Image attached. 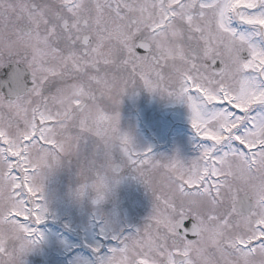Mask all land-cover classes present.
Instances as JSON below:
<instances>
[{
    "label": "snow or ice",
    "instance_id": "obj_1",
    "mask_svg": "<svg viewBox=\"0 0 264 264\" xmlns=\"http://www.w3.org/2000/svg\"><path fill=\"white\" fill-rule=\"evenodd\" d=\"M140 87L188 101L210 142L198 160L158 161L118 133L122 96ZM257 107L264 0H0V224L12 229L0 234V264H22L43 239L37 160L77 157L89 141L80 172L128 167L153 197L141 229L112 235L109 255L92 249L97 264H264Z\"/></svg>",
    "mask_w": 264,
    "mask_h": 264
},
{
    "label": "rangeland",
    "instance_id": "obj_2",
    "mask_svg": "<svg viewBox=\"0 0 264 264\" xmlns=\"http://www.w3.org/2000/svg\"><path fill=\"white\" fill-rule=\"evenodd\" d=\"M117 111L120 132L131 138L133 149L141 153L150 149L151 156L158 161L177 159L189 166L199 159L203 148L210 146V142L196 135L190 122L189 107L166 95L149 93L142 87L130 89L122 96ZM260 113H264V108L257 107L252 115ZM92 151L90 141L82 143L77 157L64 158L61 165L45 178L42 203L47 214L44 223L37 226L43 239L21 257L22 264H38V260L41 264H97L93 248L99 247L102 255H109L108 249L117 247L108 242L100 245V237L109 233L111 236L115 233L133 235L150 216L152 211L147 216L139 213L132 217L120 213L117 216L110 208L116 195L126 192L134 183L133 208L143 210L142 188L137 186V180L130 183L128 176L135 173L128 167H123L118 175L109 179V191L101 203H94L96 195L91 191L83 197L77 195L81 184H71L65 178L71 173V163L82 156L90 158ZM115 159L119 163L120 156ZM68 177L71 179L70 175ZM73 177L72 181H81L80 176ZM4 204L0 199V211ZM128 228H132V232L128 233ZM5 232L11 234L12 229L0 224V234Z\"/></svg>",
    "mask_w": 264,
    "mask_h": 264
},
{
    "label": "clouds",
    "instance_id": "obj_3",
    "mask_svg": "<svg viewBox=\"0 0 264 264\" xmlns=\"http://www.w3.org/2000/svg\"><path fill=\"white\" fill-rule=\"evenodd\" d=\"M180 95H181V93L177 92V94L175 96L168 97V98H170L176 102H179L177 97ZM183 103L188 106L187 100H184ZM189 110H190V108H189ZM118 133L122 134L120 132L119 124H118ZM123 135H126V134H123ZM128 138L131 141V138L129 136H128ZM131 146H132V141H131ZM64 158L65 157H63V156L51 155L46 160H37V175L35 178V182L42 187V195H43V183H44L45 178L54 169L58 168L61 165L62 160ZM110 178H112V175L110 173H108V174H105V173L97 174V173L93 172V173H87L86 174V173L80 172L81 185H83V184L87 185V192L85 193V195H87L88 192L91 191V192L95 193L96 198H98L101 193H103L104 195L107 194V192L109 191L108 181ZM101 180H103L104 183L107 184L108 190L103 189V188H98V185H99ZM77 195H78V193H77ZM5 234H7V232H5Z\"/></svg>",
    "mask_w": 264,
    "mask_h": 264
},
{
    "label": "flooded vegetation",
    "instance_id": "obj_4",
    "mask_svg": "<svg viewBox=\"0 0 264 264\" xmlns=\"http://www.w3.org/2000/svg\"><path fill=\"white\" fill-rule=\"evenodd\" d=\"M128 179H129L130 183L132 182L133 179L137 180V183H136L137 186L142 188L143 201L141 204H142L143 210H140L139 208H136V209L133 208L134 196L132 194L134 192V190H133L134 189V183L130 184L131 187H130V189L128 187L126 192H121V193H118L116 195L115 199L113 201H111V203H110V208H112L115 215H117V216H118V213L124 214V215L127 214L128 216H131V217L133 215H135V213H139V215H141V216H147L148 214H150V211H152V207H153V197H152L151 193L136 178V175L129 174ZM144 223H143V225H144ZM132 228H128V230H127L128 233L132 232ZM114 235H118V234L115 233ZM109 236L111 237L110 233L105 235V237H109ZM110 237L107 239H102L100 237V245L102 244V242H104V243L108 242V244H110L111 246H113V245L117 246L116 241L112 240ZM38 264H41L40 260H38Z\"/></svg>",
    "mask_w": 264,
    "mask_h": 264
},
{
    "label": "trees",
    "instance_id": "obj_5",
    "mask_svg": "<svg viewBox=\"0 0 264 264\" xmlns=\"http://www.w3.org/2000/svg\"><path fill=\"white\" fill-rule=\"evenodd\" d=\"M86 159H87L86 156H82V158H77L75 161H73V163H71L72 164V166L70 168L71 173L68 174V175H70L71 179H69L67 174H66L67 177L65 178L67 180H70L71 184H81V181H79V182L77 181L76 182V181H72V180L75 179V177H73V175H77V177L80 176L81 162L86 160Z\"/></svg>",
    "mask_w": 264,
    "mask_h": 264
},
{
    "label": "water",
    "instance_id": "obj_6",
    "mask_svg": "<svg viewBox=\"0 0 264 264\" xmlns=\"http://www.w3.org/2000/svg\"><path fill=\"white\" fill-rule=\"evenodd\" d=\"M120 172H121V171H120ZM120 172H119V173H120Z\"/></svg>",
    "mask_w": 264,
    "mask_h": 264
}]
</instances>
